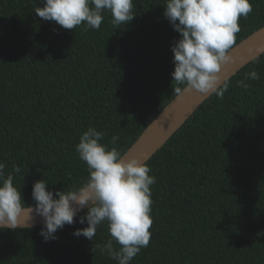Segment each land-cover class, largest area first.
Listing matches in <instances>:
<instances>
[{"label": "trees", "instance_id": "16d2710c", "mask_svg": "<svg viewBox=\"0 0 264 264\" xmlns=\"http://www.w3.org/2000/svg\"><path fill=\"white\" fill-rule=\"evenodd\" d=\"M249 2L234 46L264 26V0ZM165 5L133 0L134 18L119 25L103 10L97 30L44 20L35 13L43 0H0V163L6 176L19 167L22 205L34 207L35 181L55 197L87 180L75 146L89 127L123 155L185 87L171 75L179 33ZM252 70L259 79L245 80ZM227 83L146 162L156 181L151 237L130 264H264V53ZM86 212L47 242L43 225L0 229V264H117L101 251L107 221L93 240L73 235Z\"/></svg>", "mask_w": 264, "mask_h": 264}, {"label": "clouds", "instance_id": "9594fccd", "mask_svg": "<svg viewBox=\"0 0 264 264\" xmlns=\"http://www.w3.org/2000/svg\"><path fill=\"white\" fill-rule=\"evenodd\" d=\"M132 9L133 0H43V6L35 7V13L65 29L85 22L87 27L98 30L103 10L111 13L114 25H119L134 18ZM251 11L249 0H166L163 15L179 33V39L171 46V75L185 88L177 87V93L192 90L223 98L228 83L221 81L219 73L223 65L232 61L228 53L240 31L239 18L247 17ZM248 79L257 80L259 75L252 70L245 73V80ZM245 80L238 81V86L248 88ZM103 135L89 127L75 146L78 158L86 162L87 180L75 190L57 191L55 197L46 190L43 179L35 181L31 193L34 207L22 205L21 193L14 186L12 173H19V167L13 166L12 173L6 176L5 164L0 163V229L31 228L34 213L43 219L39 235L47 242L56 239L57 230L73 224L77 213L87 208L78 220L80 224L86 221L87 227L76 229L73 235L93 240L98 226L107 221L111 238L101 251L117 264H130L150 241V186L156 181L149 175L151 170L146 163L134 157L124 159L115 146L108 148L99 143ZM118 139L114 135L112 144ZM22 211L25 216L20 221ZM115 244L120 245L118 250Z\"/></svg>", "mask_w": 264, "mask_h": 264}, {"label": "water", "instance_id": "95a60500", "mask_svg": "<svg viewBox=\"0 0 264 264\" xmlns=\"http://www.w3.org/2000/svg\"><path fill=\"white\" fill-rule=\"evenodd\" d=\"M263 53L264 26L230 49L228 54L232 57V61L221 67L219 73L221 81H228L230 77L252 62L254 57L256 59ZM210 96H204L192 90H182L146 126L136 141L125 151L124 159L134 157L146 163ZM24 216L25 213L22 211L18 219L23 221ZM33 216L32 227L42 226V217L34 213Z\"/></svg>", "mask_w": 264, "mask_h": 264}, {"label": "bare ground", "instance_id": "6f19581e", "mask_svg": "<svg viewBox=\"0 0 264 264\" xmlns=\"http://www.w3.org/2000/svg\"><path fill=\"white\" fill-rule=\"evenodd\" d=\"M262 28V27H261ZM259 30V29H258ZM257 31V30H256Z\"/></svg>", "mask_w": 264, "mask_h": 264}]
</instances>
